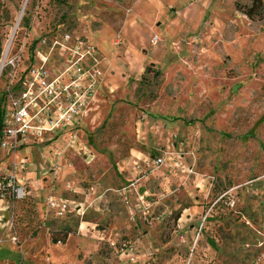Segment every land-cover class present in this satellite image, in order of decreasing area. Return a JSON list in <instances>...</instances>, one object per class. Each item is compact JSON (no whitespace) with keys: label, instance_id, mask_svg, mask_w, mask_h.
Masks as SVG:
<instances>
[{"label":"rangeland","instance_id":"obj_1","mask_svg":"<svg viewBox=\"0 0 264 264\" xmlns=\"http://www.w3.org/2000/svg\"><path fill=\"white\" fill-rule=\"evenodd\" d=\"M155 1L0 0V45L69 31L99 46L103 78V47L128 45L138 9L163 24L167 50L146 74L112 70L74 142L0 148V175L15 159L37 165L24 199H0V264H122L111 242L123 241L136 264H264V0L253 17L252 0ZM49 194L76 209L57 216Z\"/></svg>","mask_w":264,"mask_h":264},{"label":"built area","instance_id":"obj_2","mask_svg":"<svg viewBox=\"0 0 264 264\" xmlns=\"http://www.w3.org/2000/svg\"><path fill=\"white\" fill-rule=\"evenodd\" d=\"M24 33L19 41L17 34L12 36L0 59V148L14 155L28 146H43L64 133L74 142L78 125L103 79L99 49L88 38L69 31H54L37 39L30 31ZM152 41L156 44L158 37ZM54 53L58 55L56 62ZM61 156L57 152V159ZM151 161L147 165L155 169L163 158ZM13 164L10 173L0 175V199H24L28 195L26 173L36 164L27 157L15 159ZM59 167L57 163L50 170ZM47 204L60 217L76 209L74 200L50 194ZM111 244L127 258L122 264L139 262L129 241Z\"/></svg>","mask_w":264,"mask_h":264},{"label":"crops","instance_id":"obj_3","mask_svg":"<svg viewBox=\"0 0 264 264\" xmlns=\"http://www.w3.org/2000/svg\"><path fill=\"white\" fill-rule=\"evenodd\" d=\"M149 1L150 0H139V3L135 5V9L139 8L143 2H146L148 5ZM177 1L180 2V0ZM194 4L195 3H191L184 6L185 10L189 11L190 19L188 21H192L198 16V11ZM163 5L162 0H156L153 6L155 9H159L163 8ZM136 11L137 12H132L128 15L123 26V34L128 40V45L124 44L119 48H114L110 45L106 49L104 47L102 49L103 53H101L105 57L108 68L106 72H104V78L99 86L98 92L103 90L104 87H108L109 84L112 85L116 79V74L112 73V70H115L116 67H123L126 70L141 75L144 73V70V74H146L148 65L163 64L165 60L167 50L164 49L165 43L163 37L165 35L161 30L163 24L155 26L150 16L145 15V13L139 9ZM176 20H180V17L176 18L175 21ZM158 22L159 21H157V23ZM171 28H173V26ZM156 36L161 39V42L154 44L152 40ZM97 47L99 48L98 45ZM32 183L34 184V181H32ZM41 185L42 184L38 185L39 188H41ZM36 193L39 194L40 192Z\"/></svg>","mask_w":264,"mask_h":264},{"label":"trees","instance_id":"obj_4","mask_svg":"<svg viewBox=\"0 0 264 264\" xmlns=\"http://www.w3.org/2000/svg\"><path fill=\"white\" fill-rule=\"evenodd\" d=\"M262 7H263L262 0H252V6L248 10L245 11V14L249 17H253L254 14L256 13H262ZM3 48H4L3 45H0V59H1L2 52H3ZM150 71H151V67L149 66L147 67V72H150ZM156 73L160 74L159 71H157ZM1 123H2V111L0 109V128H1ZM68 235L69 234L67 232L66 234H64L63 236L64 241L58 237H52V241L55 243H58L59 240H62L63 242H65L66 239L68 238Z\"/></svg>","mask_w":264,"mask_h":264}]
</instances>
